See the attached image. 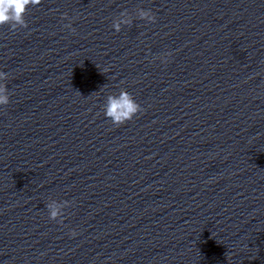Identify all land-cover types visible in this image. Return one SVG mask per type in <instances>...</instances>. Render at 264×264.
<instances>
[{"label":"clouds","instance_id":"clouds-1","mask_svg":"<svg viewBox=\"0 0 264 264\" xmlns=\"http://www.w3.org/2000/svg\"><path fill=\"white\" fill-rule=\"evenodd\" d=\"M42 0H0V26L8 24L12 30L17 28H26L27 22L25 20L26 13L29 7L40 5ZM121 17L126 16L125 12H121ZM66 18V16H65ZM138 18L148 22H155L156 17L150 10L140 9ZM128 19H121L113 23V28L116 32L121 30V24H128ZM71 31H75L71 24L65 25ZM171 54H165L161 57L162 62H167ZM7 79V74L0 71V106L9 103V95L6 84L3 82ZM141 106L138 104L133 96L126 90L121 89L118 95L110 94L107 96L104 114L116 126H120L127 121L133 119L137 113L141 112ZM69 206L68 201H52L46 205L49 211V218L51 220H59L63 222V210ZM77 233L73 230L70 236L74 237Z\"/></svg>","mask_w":264,"mask_h":264}]
</instances>
